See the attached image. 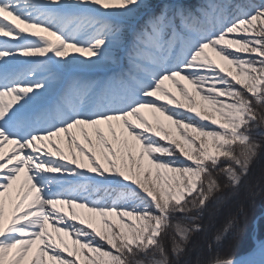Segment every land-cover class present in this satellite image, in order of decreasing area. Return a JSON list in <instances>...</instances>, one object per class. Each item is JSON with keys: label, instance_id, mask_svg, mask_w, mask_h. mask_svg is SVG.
<instances>
[{"label": "snow or ice", "instance_id": "snow-or-ice-1", "mask_svg": "<svg viewBox=\"0 0 264 264\" xmlns=\"http://www.w3.org/2000/svg\"><path fill=\"white\" fill-rule=\"evenodd\" d=\"M261 109L264 0H0V264H181Z\"/></svg>", "mask_w": 264, "mask_h": 264}, {"label": "trees", "instance_id": "trees-1", "mask_svg": "<svg viewBox=\"0 0 264 264\" xmlns=\"http://www.w3.org/2000/svg\"><path fill=\"white\" fill-rule=\"evenodd\" d=\"M253 136L264 144V136L255 131ZM218 197L204 211L199 221L202 231L191 237L181 264H204L217 254L238 257L253 248L256 238L264 237V152L239 189H225ZM229 221L235 222V228L217 242L215 237ZM164 242L169 243L167 237Z\"/></svg>", "mask_w": 264, "mask_h": 264}, {"label": "rangeland", "instance_id": "rangeland-1", "mask_svg": "<svg viewBox=\"0 0 264 264\" xmlns=\"http://www.w3.org/2000/svg\"><path fill=\"white\" fill-rule=\"evenodd\" d=\"M156 1L159 2V0H154V2H156ZM194 1H196V0H191L192 3H195ZM257 2H258V0H257ZM209 54L212 55L213 58L214 59H217V61H218L219 58L215 57L214 54H212V53H209ZM165 83H166V86L170 89V91L173 92L178 99H182V97L180 96L179 91L177 90V88L170 81H166ZM182 83H184V84L187 85V82L186 81H184ZM187 87H188L189 91H192V88L190 87V85H187ZM143 111H144V114H145L146 118H148L150 122H153L154 121V117H153L152 112L150 110H147V109L146 110H143ZM156 115H159V114H156ZM161 120H163V117H161ZM164 122H165V124H169L170 125V122H168V121H164ZM171 127H172L173 131H175V126L174 125H171ZM61 135H63V134H61ZM175 136H176L177 139H179V134L178 133H175ZM59 147H61L65 152H67V143L66 142L59 143ZM63 207H64V210L65 211L68 210L67 209V206H63ZM76 211H77V213L81 214V216L83 218H85V219L91 217L93 219V222H94L95 226L102 227V225L100 224L99 217L96 216L95 214L87 213L86 210L79 209V208H77ZM109 219L112 220L113 222H116V223L119 222L118 221V218L115 217V216L109 217ZM51 231H52V229H51ZM71 239H72L71 237H65V241L69 245H71ZM262 239H264V237H262V238H256V241H260ZM65 255H67V254L65 253Z\"/></svg>", "mask_w": 264, "mask_h": 264}, {"label": "bare ground", "instance_id": "bare-ground-1", "mask_svg": "<svg viewBox=\"0 0 264 264\" xmlns=\"http://www.w3.org/2000/svg\"><path fill=\"white\" fill-rule=\"evenodd\" d=\"M72 54L78 55V53H74V52H72V50H70V55H72ZM218 62H219V59H218ZM190 87L192 88L191 85H190ZM197 99H198V97H197ZM11 147H12V145H5V148H4L5 152L7 153L11 149ZM51 229L52 228L50 226L49 227L50 232H51ZM53 235H55V233H53ZM238 259L246 260V261L247 260H259L260 256H259L258 246L255 248V250L252 253L246 255L245 257L238 258Z\"/></svg>", "mask_w": 264, "mask_h": 264}, {"label": "water", "instance_id": "water-1", "mask_svg": "<svg viewBox=\"0 0 264 264\" xmlns=\"http://www.w3.org/2000/svg\"><path fill=\"white\" fill-rule=\"evenodd\" d=\"M261 241H264V239L263 240H261ZM258 244H259V242L256 244V246H255V248L258 246ZM254 248V249H255ZM253 249V250H254ZM253 251H251V252H249V253H247V254H244V255H242V256H240V257H238V258H242V257H245L246 255H248V254H250V253H252Z\"/></svg>", "mask_w": 264, "mask_h": 264}]
</instances>
